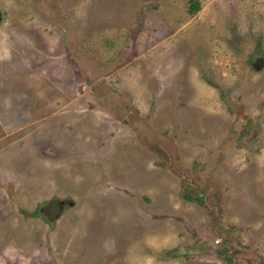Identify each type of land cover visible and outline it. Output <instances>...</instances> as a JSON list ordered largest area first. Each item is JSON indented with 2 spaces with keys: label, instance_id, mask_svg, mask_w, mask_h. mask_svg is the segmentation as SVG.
<instances>
[{
  "label": "rangeland",
  "instance_id": "374dc122",
  "mask_svg": "<svg viewBox=\"0 0 264 264\" xmlns=\"http://www.w3.org/2000/svg\"><path fill=\"white\" fill-rule=\"evenodd\" d=\"M0 264H264V0H0Z\"/></svg>",
  "mask_w": 264,
  "mask_h": 264
}]
</instances>
